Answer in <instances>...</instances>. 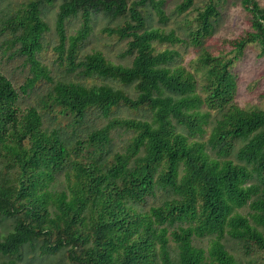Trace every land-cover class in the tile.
Wrapping results in <instances>:
<instances>
[{"label": "trees", "instance_id": "trees-1", "mask_svg": "<svg viewBox=\"0 0 264 264\" xmlns=\"http://www.w3.org/2000/svg\"><path fill=\"white\" fill-rule=\"evenodd\" d=\"M194 1L175 6L195 10L184 37L152 22L166 23L163 0H26L0 18L32 74L16 87L0 68V264H264V108L237 104L232 70L247 45L264 54V5L238 0L249 27L212 52L226 0ZM55 5L68 78L38 58ZM97 13L123 19L103 30L128 38L130 64L80 55ZM176 42L198 48L188 68L156 48ZM42 79L46 94L21 105Z\"/></svg>", "mask_w": 264, "mask_h": 264}, {"label": "rangeland", "instance_id": "rangeland-1", "mask_svg": "<svg viewBox=\"0 0 264 264\" xmlns=\"http://www.w3.org/2000/svg\"><path fill=\"white\" fill-rule=\"evenodd\" d=\"M26 0H0V18L7 13H12L16 7ZM180 0H163L162 7L165 14L168 16L166 23L158 20V16L152 10V22L155 25L164 27L169 30L175 29L177 35L184 37L185 33L180 29V22L188 18L190 22L194 19L195 10H188L184 13H177L175 6ZM197 7L203 6L205 0H195ZM261 5H264V0H259ZM56 12L57 5L45 8L43 15L48 24V30L45 32L43 39V50L38 54V58L42 62L49 74L54 78H68L70 75L66 74L67 62L66 54L63 53L61 57L57 50L60 39L56 28ZM122 18H109L102 13H97L90 19V30L88 36L84 39L80 48V55L90 53L93 51H101L103 55L114 63L130 64L132 55L124 54L126 42L128 38H120L115 34H109L103 30L106 26H115L122 22ZM249 14L241 7L238 0H226L220 7L219 16L214 22V32L205 41V45L212 52L219 50L225 51L228 47L223 45L224 38H233L242 33L249 27ZM81 25L79 16H74L65 20L63 28L66 35L76 33ZM8 34L0 32V68L2 72L14 83L16 87L24 83L27 77L31 76V66L26 61L24 56L15 52V48L10 46L8 42ZM68 44V43H66ZM166 47H174L179 50L180 55L176 58L177 64L189 67L191 61L198 54V48L194 46H186L183 43L176 42L156 43L157 50H162ZM231 56L232 53H229ZM233 72L236 74L237 90L235 94V101L238 105L248 107L257 105L264 108V54L254 44H249L245 48L242 56L237 60L233 67ZM72 77V76H71ZM98 79L95 80L97 82ZM91 82V81H90ZM51 87V83L46 79H42L37 83L33 91L28 94H22L20 103L23 106L28 104L35 105L39 98L46 94L47 89ZM122 114H127L128 111L122 109ZM130 115L141 116L142 111L129 113ZM106 119L100 118L101 122ZM128 136L127 133L120 132L114 135L115 146H119L122 140ZM207 133L205 134V137ZM148 205L151 199L148 200ZM243 212L247 208L241 209ZM206 242V239L204 240Z\"/></svg>", "mask_w": 264, "mask_h": 264}]
</instances>
